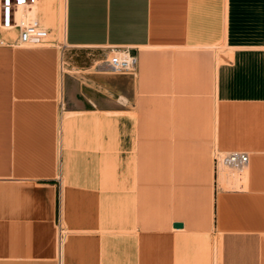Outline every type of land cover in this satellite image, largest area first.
Here are the masks:
<instances>
[{
	"label": "crops",
	"instance_id": "obj_1",
	"mask_svg": "<svg viewBox=\"0 0 264 264\" xmlns=\"http://www.w3.org/2000/svg\"><path fill=\"white\" fill-rule=\"evenodd\" d=\"M64 26L0 45V264H264V0H66Z\"/></svg>",
	"mask_w": 264,
	"mask_h": 264
},
{
	"label": "built area",
	"instance_id": "obj_2",
	"mask_svg": "<svg viewBox=\"0 0 264 264\" xmlns=\"http://www.w3.org/2000/svg\"><path fill=\"white\" fill-rule=\"evenodd\" d=\"M42 0H0V45L40 46L49 37L41 18ZM8 33L9 38L3 33ZM109 69L114 73L135 74L137 56L126 46L110 47ZM214 160L226 166L244 168L250 159L247 151H214Z\"/></svg>",
	"mask_w": 264,
	"mask_h": 264
},
{
	"label": "rangeland",
	"instance_id": "obj_3",
	"mask_svg": "<svg viewBox=\"0 0 264 264\" xmlns=\"http://www.w3.org/2000/svg\"><path fill=\"white\" fill-rule=\"evenodd\" d=\"M62 7V3H61V0H45V3H44V7H41V10H45V11H49V12H52L53 14H54V17L56 18L55 19V23L53 24V23H51V22H49V20H48V18H47V15L45 14V11H44V18H43V16L41 17L42 18V21H43V23L47 26V27H51V34L49 35V37H48V39H47V42L44 44V45H40V46H47L50 42H51V40H52V38H53V36H55V38L57 39V37H56V28H57V26H59V21L57 22V20H59V11H60V8ZM49 15V14H48ZM58 16V17H57ZM55 25V26H54ZM3 34H7V33H3ZM9 37V36H8ZM57 41H58V46H59V48H60V50L62 51V49H61V47H62V42H60L58 39H57ZM1 47V46H0ZM73 57V56H72ZM80 55H75L74 56V58H73V60L74 59H80ZM67 61H68V59H66ZM58 72H59V74L61 75L62 74V70H61V60L58 62ZM229 170H230V173L231 172H236V170L235 169H232V168H228ZM235 170V171H234Z\"/></svg>",
	"mask_w": 264,
	"mask_h": 264
},
{
	"label": "bare ground",
	"instance_id": "obj_4",
	"mask_svg": "<svg viewBox=\"0 0 264 264\" xmlns=\"http://www.w3.org/2000/svg\"><path fill=\"white\" fill-rule=\"evenodd\" d=\"M61 3H62V7L60 8V11H59V20H57V22L59 21V26H57L56 28V37L57 39L62 42H65L64 40V21H65V3H66V0H61ZM43 7V6H42ZM58 17V16H57ZM47 18L49 20V22L51 23H55V17H54V14L52 12H49V15H47ZM55 26V25H54ZM4 36H6L7 38H9L8 36V33L7 34H4ZM50 38V37H49ZM66 43V42H65ZM67 44V43H66ZM62 59H61V70L63 72H66V71H69L71 70V68H69L67 65H68V61L66 60L67 58L65 57V54H62ZM219 166H220V169L221 170H224L226 169V165L223 164L222 162L219 163ZM229 170V169H228Z\"/></svg>",
	"mask_w": 264,
	"mask_h": 264
},
{
	"label": "water",
	"instance_id": "obj_5",
	"mask_svg": "<svg viewBox=\"0 0 264 264\" xmlns=\"http://www.w3.org/2000/svg\"><path fill=\"white\" fill-rule=\"evenodd\" d=\"M182 224L181 223H176L175 226H181Z\"/></svg>",
	"mask_w": 264,
	"mask_h": 264
}]
</instances>
